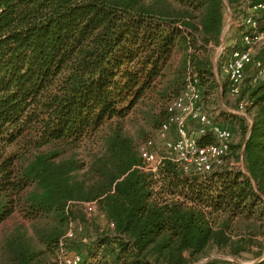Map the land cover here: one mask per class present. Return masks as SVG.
Returning <instances> with one entry per match:
<instances>
[{
    "label": "trees",
    "instance_id": "16d2710c",
    "mask_svg": "<svg viewBox=\"0 0 264 264\" xmlns=\"http://www.w3.org/2000/svg\"><path fill=\"white\" fill-rule=\"evenodd\" d=\"M242 1L0 0V264H56L85 203L102 226L64 244L85 264H197L264 237V78L243 84L250 124L232 116L240 140L205 176L146 173L138 152L189 73L205 103L225 99L211 57Z\"/></svg>",
    "mask_w": 264,
    "mask_h": 264
},
{
    "label": "built area",
    "instance_id": "2783aa9c",
    "mask_svg": "<svg viewBox=\"0 0 264 264\" xmlns=\"http://www.w3.org/2000/svg\"><path fill=\"white\" fill-rule=\"evenodd\" d=\"M242 5L240 19L232 20L228 10L229 20L223 27L214 60V66L221 65L226 77L227 94L233 98L239 96L247 73L250 84H256L264 78V53L256 55V50L264 48V4H252L249 0H243ZM234 29L238 30V42L226 41L227 33H232ZM248 105L246 101H240L234 114L246 119L250 124L246 111ZM167 113L168 120L157 132L162 156L158 155L152 139L139 146L142 171L156 174L164 161L170 160L184 173L192 172L205 176L223 163L230 151L233 134L230 129L215 123L205 113L195 74L187 75L182 93L170 102ZM189 124L194 125L192 129ZM201 137H209L211 143L200 144L198 139ZM81 207L86 215L97 213L95 203H85ZM99 217L105 220L103 215ZM81 231L80 225H70L59 242L56 264H85L78 252H66L64 249L65 242L74 239L75 234ZM259 241L260 247L264 248V237ZM261 258H264V255Z\"/></svg>",
    "mask_w": 264,
    "mask_h": 264
},
{
    "label": "rangeland",
    "instance_id": "374dc122",
    "mask_svg": "<svg viewBox=\"0 0 264 264\" xmlns=\"http://www.w3.org/2000/svg\"><path fill=\"white\" fill-rule=\"evenodd\" d=\"M240 17L241 15L239 16L238 19H240ZM228 20H229L228 10L225 9L223 27L226 25ZM235 32L236 31H234L233 33H230V32L227 33L226 41L234 42V43L238 42L236 41L238 38L237 37L238 33H235ZM263 53H264V48H259L258 50H256L257 56L262 55ZM216 56H217V48H215L212 53L211 60L213 64H214V60ZM218 75L221 76L222 78L221 80H226V77L223 72ZM248 82H249V74L247 73L244 83H243L245 84L244 86H246ZM202 103L204 106L205 113L210 116L211 120L221 125L222 127H225L230 130H234L232 131V134H233L232 144L238 143L240 140V136L238 135L239 134V131L237 128L238 126H237V122H235L233 119L234 116L239 117L234 114L235 108L238 104L236 98L230 97L227 94L225 99L222 101H212V102H209V104H207L205 103L204 100H202ZM193 126H194L193 124H189L190 129H192ZM127 127H128V132L130 133V135L134 137L136 135V131H135L136 127H132L129 123L127 124ZM148 139L149 138L143 139L139 143L142 144L144 140L146 141ZM150 139H152L155 142L156 144L155 148H156L158 155L162 156L163 153L160 147V141H158L157 130L155 134L152 137H150ZM224 163H225V160L223 164ZM103 221L104 220H102L99 217V214L97 213L91 216L81 213V220H78L77 225H80L82 227V231L77 233L76 236L81 237L82 240H85L88 242L90 238L93 237V234H94L92 229L95 228L96 226H102ZM7 227L11 229L13 227V222L8 223ZM242 229L243 228L239 226H235V228L233 227V232H234L233 236L236 237L237 234H245V236H247L245 232H242ZM260 239H261L260 237L253 238V243L247 246V251L242 252L238 256L231 254L230 251L227 249H217V248L210 249L208 253L203 258H201L197 264H209L210 262H218L221 264H232V263L252 264L258 260H261L262 258L259 259V257L264 255V248H261L259 245ZM258 242L259 244H257Z\"/></svg>",
    "mask_w": 264,
    "mask_h": 264
},
{
    "label": "crops",
    "instance_id": "0c3cea01",
    "mask_svg": "<svg viewBox=\"0 0 264 264\" xmlns=\"http://www.w3.org/2000/svg\"><path fill=\"white\" fill-rule=\"evenodd\" d=\"M231 131H234V130H231Z\"/></svg>",
    "mask_w": 264,
    "mask_h": 264
},
{
    "label": "water",
    "instance_id": "95a60500",
    "mask_svg": "<svg viewBox=\"0 0 264 264\" xmlns=\"http://www.w3.org/2000/svg\"><path fill=\"white\" fill-rule=\"evenodd\" d=\"M237 264H239V263H237Z\"/></svg>",
    "mask_w": 264,
    "mask_h": 264
}]
</instances>
